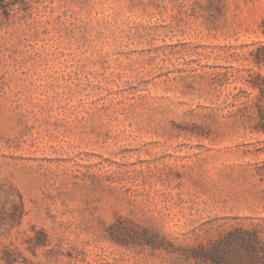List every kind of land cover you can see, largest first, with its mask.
I'll use <instances>...</instances> for the list:
<instances>
[{
	"label": "rangeland",
	"instance_id": "374dc122",
	"mask_svg": "<svg viewBox=\"0 0 264 264\" xmlns=\"http://www.w3.org/2000/svg\"><path fill=\"white\" fill-rule=\"evenodd\" d=\"M0 264H264V0H0Z\"/></svg>",
	"mask_w": 264,
	"mask_h": 264
}]
</instances>
